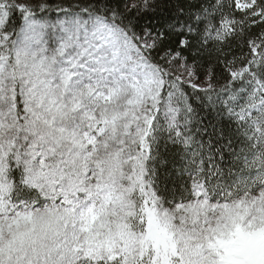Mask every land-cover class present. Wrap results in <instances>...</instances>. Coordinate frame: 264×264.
I'll return each instance as SVG.
<instances>
[{
  "label": "snow or ice",
  "instance_id": "6c2138e0",
  "mask_svg": "<svg viewBox=\"0 0 264 264\" xmlns=\"http://www.w3.org/2000/svg\"><path fill=\"white\" fill-rule=\"evenodd\" d=\"M0 264H264V0H0Z\"/></svg>",
  "mask_w": 264,
  "mask_h": 264
}]
</instances>
